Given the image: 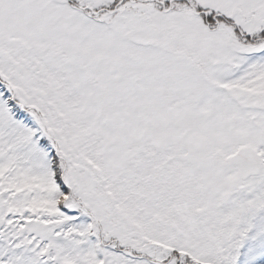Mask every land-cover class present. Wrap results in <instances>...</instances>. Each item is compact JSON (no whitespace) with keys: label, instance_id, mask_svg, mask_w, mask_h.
<instances>
[{"label":"snow or ice","instance_id":"obj_1","mask_svg":"<svg viewBox=\"0 0 264 264\" xmlns=\"http://www.w3.org/2000/svg\"><path fill=\"white\" fill-rule=\"evenodd\" d=\"M0 264H264V0H0Z\"/></svg>","mask_w":264,"mask_h":264}]
</instances>
